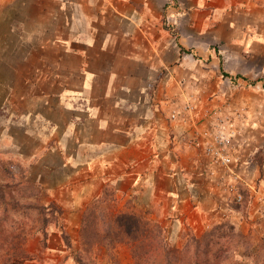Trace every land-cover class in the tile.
Listing matches in <instances>:
<instances>
[{"label":"crops","instance_id":"obj_1","mask_svg":"<svg viewBox=\"0 0 264 264\" xmlns=\"http://www.w3.org/2000/svg\"><path fill=\"white\" fill-rule=\"evenodd\" d=\"M16 1L0 0V9ZM23 5L33 29H13L24 46L13 70L38 73L32 87L36 82L55 90L42 94L49 110V100H57L59 115L36 114L44 129L38 135L46 151L57 150L64 166L80 170L81 178L69 188L73 197L97 199L106 185L141 201L151 181L166 180L167 188L156 193L167 195L175 213L201 228L198 217L206 213L201 197L192 193L199 175L191 168L196 161L188 159L195 150L181 145L185 125L169 127L164 109L181 100L180 84L190 86L195 77L217 84L208 69L197 70L190 55L202 56L203 49L213 57L212 39L226 48L250 47L256 28L264 29V0H24ZM222 56L223 72L225 62L245 58ZM246 73L239 68L236 74L249 81L242 77ZM249 175L242 177L252 184Z\"/></svg>","mask_w":264,"mask_h":264},{"label":"rangeland","instance_id":"obj_2","mask_svg":"<svg viewBox=\"0 0 264 264\" xmlns=\"http://www.w3.org/2000/svg\"><path fill=\"white\" fill-rule=\"evenodd\" d=\"M23 1L17 0L0 9V264L6 261L9 264H79L77 257L97 264H133L124 234L104 236V229L112 225L109 219L99 217L103 210L116 216L127 214L130 209L158 223L169 243L179 249L190 244L193 238L209 240V234L229 235L228 228L232 227L231 236L220 240L226 246L238 247L230 253L229 262L264 264V29L256 28L257 40L250 47L226 48L222 40L212 39L213 57L205 55L203 49L202 56L190 55V62L198 66L197 70L208 69L212 82L217 84L211 87L210 83L195 77L187 86L181 80L185 86L180 84L176 95L181 100L176 99L164 109L169 127L175 112L188 114L190 110L191 117L188 115L189 119L184 122L186 129L206 123L213 127L233 125L238 132L237 141L231 146L242 179L236 184L243 196L241 203L237 202L232 187L224 183L221 170L213 173L199 149L189 147L195 150L194 156L188 158L196 161V168H191L194 175H199L193 178L192 193L201 197V211L206 213L198 217L203 228L197 229L188 215L173 211V200L156 193L160 188H167L166 180H157L158 186L154 185L155 180L151 181L147 199L141 201L136 197L127 199L106 185L97 199L73 197L74 191L69 188L74 186L77 177L81 178L80 170L64 166L60 153L46 151L38 135L44 131L39 114L52 119L59 115L57 100H49L52 109L49 110L44 104L47 98L42 94L54 89L38 86L36 82L32 87L31 79H36L38 73L13 70L24 57L23 41L13 29H33V25H28L31 14ZM223 52L242 53L245 58L225 62L228 72H223L219 68V56ZM239 68L247 72L242 77L249 81L238 77L242 75L236 74ZM256 168L260 172L257 176ZM183 172L192 174L186 169ZM251 173L252 184H247L242 175ZM95 208L97 220L86 217ZM86 222L89 229L84 232ZM94 225L97 233L90 230ZM121 225L127 228L130 223ZM85 243L92 244L88 253ZM11 247L17 251L13 252Z\"/></svg>","mask_w":264,"mask_h":264},{"label":"trees","instance_id":"obj_3","mask_svg":"<svg viewBox=\"0 0 264 264\" xmlns=\"http://www.w3.org/2000/svg\"><path fill=\"white\" fill-rule=\"evenodd\" d=\"M191 53L185 49H181V53ZM222 68V62H221ZM97 208L93 211L88 212L86 217H90L92 220H97ZM99 217L101 219H109L112 227H106L103 231L104 236L110 235L111 233L115 235L114 237H119L120 234H124L126 238V244L130 248L133 264H235L230 263V253L237 251V246L232 247L222 243L220 240L224 239L225 236H231L230 233L233 231L232 227L228 228L229 235H215L209 234L211 237L209 240L205 238L197 239L193 238L190 244H187L183 249H179L176 246L169 243L165 236L164 229L156 223L154 220L139 216L138 213L129 210V213H120L115 216V214L103 210ZM86 219V218H85ZM119 220V221H115ZM86 221V220H85ZM130 226L127 228L122 226L121 223ZM114 230L110 231L113 228ZM97 226L90 227L91 232L97 233ZM89 229V224L84 223L83 231ZM238 237H243V235H237ZM92 245V244H91ZM85 243L87 250L89 252L92 246ZM13 252L17 251L16 247H11ZM3 250L7 251L5 248ZM7 252H10L8 249ZM19 255V254H17ZM79 264H97L93 261L86 262L83 257L76 258ZM3 264H9L4 262Z\"/></svg>","mask_w":264,"mask_h":264},{"label":"built area","instance_id":"obj_4","mask_svg":"<svg viewBox=\"0 0 264 264\" xmlns=\"http://www.w3.org/2000/svg\"><path fill=\"white\" fill-rule=\"evenodd\" d=\"M191 117L189 113L175 112L171 116L172 122L184 123ZM185 124V123H184ZM192 124V123H191ZM237 131L233 125L227 126H209L206 123L196 125L190 129H185L179 137L181 145L199 149L201 155L209 163V168L213 173L221 170L224 183L229 184L235 192L237 202L241 203L243 196L238 193L236 184L242 182L240 172L237 170V157L233 154L234 142H236Z\"/></svg>","mask_w":264,"mask_h":264}]
</instances>
